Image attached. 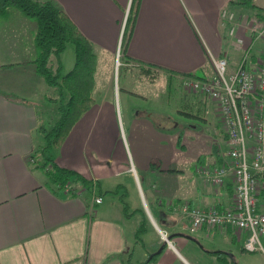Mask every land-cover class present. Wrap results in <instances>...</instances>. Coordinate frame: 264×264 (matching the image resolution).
<instances>
[{
    "label": "crops",
    "instance_id": "0c3cea01",
    "mask_svg": "<svg viewBox=\"0 0 264 264\" xmlns=\"http://www.w3.org/2000/svg\"><path fill=\"white\" fill-rule=\"evenodd\" d=\"M51 1L94 44L95 85L100 55L107 56L106 62L114 70L122 41V52L129 59L175 73L210 78L214 70L209 55L219 56L225 50L231 57L229 70L236 65L238 53L230 47L227 31L220 25L222 8L235 7L233 0ZM253 2L256 10L249 9V4L245 10L264 16V0ZM129 11L134 14L133 24L122 40L123 20ZM35 30V22L16 9L0 16V264H122L120 257L129 254L138 263L155 252L159 253L152 264H225L219 253L211 251L224 252L236 264L258 261L259 251L242 248L245 233L228 227H201L191 233L187 219L174 212V205L182 202L199 207L230 206L233 187L229 178L216 186L204 183L194 172L202 152L206 157L203 164L221 163V149L211 155V141L203 147L207 139L188 129L179 147L177 133L166 134L156 128L150 113H133L127 108L122 115L118 103L116 122L115 106H111L117 137L121 136L120 156L116 157L105 153L106 127L100 112L91 106L63 143L45 156L90 180L101 202L94 203L95 193L77 185L72 194L52 192L33 157L44 144L42 138L37 143L34 136L41 124L36 102H46L51 89L34 71ZM65 49L60 54L62 72L74 62L73 46L68 47L66 56ZM151 160H156L159 168L150 169ZM187 162L194 166L186 174L182 168ZM126 173L132 175L134 184L123 181L121 176ZM153 175L162 178L165 199H154L150 190ZM177 175H186L184 183H175ZM120 192L129 210H137L133 215H125ZM148 199L154 209L145 213L137 204H147ZM259 202L264 210L260 197ZM141 211L147 229L136 241ZM161 232L170 239H163Z\"/></svg>",
    "mask_w": 264,
    "mask_h": 264
},
{
    "label": "built area",
    "instance_id": "2783aa9c",
    "mask_svg": "<svg viewBox=\"0 0 264 264\" xmlns=\"http://www.w3.org/2000/svg\"><path fill=\"white\" fill-rule=\"evenodd\" d=\"M225 6L220 25L228 26L226 36L238 52L234 68L229 70L228 50L210 56L214 75L210 78L187 76L183 89L209 97L218 110L226 139L220 150L222 162L211 166L197 163L195 174L204 182L222 185L227 178L233 187L230 206H192L186 202L174 206L189 223L198 228H231L245 233L242 248L264 252V210L259 207V192L264 189V18L238 13ZM220 146V145H219ZM65 186V191L72 189ZM94 203H100L95 195ZM166 239V234L161 233Z\"/></svg>",
    "mask_w": 264,
    "mask_h": 264
},
{
    "label": "trees",
    "instance_id": "16d2710c",
    "mask_svg": "<svg viewBox=\"0 0 264 264\" xmlns=\"http://www.w3.org/2000/svg\"><path fill=\"white\" fill-rule=\"evenodd\" d=\"M231 4L239 7H244L249 4V9L256 5L253 0H233ZM12 8L35 22L34 45L36 57L33 61L34 71L47 85L56 87L58 90L56 119L49 129L43 124H40L38 127L45 140L42 149L44 152H48L51 148L59 147L63 143L74 124L94 104L95 99L92 93L95 87L94 73L96 70L97 56L94 44L80 31L67 13L51 0H0V16ZM133 18L134 14L129 11L124 26L127 32L132 28ZM68 43H71L73 46L74 62L68 71L62 72L60 54L64 51ZM123 44L122 41L120 52L123 51ZM122 55L126 62H134L131 65L137 67L151 81L158 77L160 72L166 73L170 80L172 78L178 80L181 86L183 79L187 76L202 78L192 73H175L154 66L153 64L138 63L126 57L123 52ZM184 96L190 99L193 98L194 100H191L195 103H202L203 96L205 95L199 92H185ZM179 113L187 117H193V114L189 112L180 111ZM152 121L156 128L162 129L159 121L153 117ZM170 124L168 132L177 133L178 146L182 147L180 143L182 134L185 129L190 128L192 125L189 123H180L175 119H171ZM223 135L225 140L227 135L225 132ZM219 148L220 146L217 142L212 143L210 154L216 155ZM36 151L33 153V156L37 155ZM40 158V162L39 159L36 160L37 165L42 168L47 176L48 187L52 192L58 194L64 191L65 185L69 183L73 186L69 190L70 194L75 190V185L85 189L88 193L92 192L90 190V180L79 172L58 165L50 156H41ZM205 158V156H200L195 163H204ZM149 167L150 169H156L159 168V165L157 161L151 160ZM259 197L264 201V189L259 192ZM123 198L124 194H122L120 199L125 215H133L136 211L129 210ZM146 229V217L142 214L134 232L136 241L141 240V235ZM211 252L219 253V258L224 259L225 264H236L234 258L225 255L224 252ZM158 253L150 254L147 259L140 261L139 264H152V261ZM120 261L122 264H131V255L129 254L126 258L120 257Z\"/></svg>",
    "mask_w": 264,
    "mask_h": 264
},
{
    "label": "rangeland",
    "instance_id": "374dc122",
    "mask_svg": "<svg viewBox=\"0 0 264 264\" xmlns=\"http://www.w3.org/2000/svg\"><path fill=\"white\" fill-rule=\"evenodd\" d=\"M254 1V0H253ZM228 8L235 10L234 12V19L238 21V13L248 14V15H254L258 16L260 18H264V16H259L254 13H249L246 11V7H239L235 5V7H230V5L227 6ZM253 10H256L254 7L251 8ZM126 17L123 20V27L125 26ZM228 26H224L225 29H227ZM122 40L124 38V35L126 37L127 35V29L124 28ZM230 47L237 51L231 46V39L229 38L228 41ZM122 45V42H121ZM71 47V43H68L66 46V50H68V47ZM121 46L119 48L118 54L116 55V60L113 63V69L110 67L107 61L106 55H100V66L98 71V75L96 77V85L93 90V97L95 99L94 107L96 110L100 112V119L101 121H104L103 124L106 127V134H105V153L110 152L113 156L119 157V146L120 141L119 139L121 136L117 137V132L115 130L113 120H114V114L111 110V106H115V120L117 122V116L119 113L118 110V103L121 106V113L122 115L125 114V110L128 108L129 110H132L133 113H150L153 118H155L157 121H159L160 126L166 132L168 133V128L170 124L171 119H175L180 123H189L192 126L190 128H187L188 130H192L194 134L197 136H204L207 141L203 143V147H207V142L211 141L212 143H218L220 145L219 150L224 147V130L221 124V121L219 119L218 110L216 108V105L214 102L211 101L209 97L203 96L202 103H195L192 100L193 98H188L187 96H184L185 92L192 93L189 91H186L183 89V86L179 84L178 80H175L172 78L171 80L167 77L168 75L164 72H160L159 76L156 77L153 81L149 79L146 75L142 74L140 70L132 66L131 64H134V62L127 61V64H124L126 61L122 57ZM70 54V51H66V54ZM238 53V52H237ZM231 58V57H230ZM237 62V60H236ZM213 67V66H212ZM50 92L47 94V100L46 102H36V107L38 109V116L40 117V123L43 124L46 128H50L53 124L54 120L57 117V101H58V93L56 92V87L50 86ZM190 103H189V102ZM91 107V108H92ZM101 108V110L99 109ZM127 109V110H128ZM180 111H185L193 114V117H187L182 113H179ZM94 113H92V119L94 118ZM186 130V129H185ZM184 130V131H185ZM122 133L121 127H119V135ZM35 140L38 142H41L40 138H42V142L45 143L44 137L41 132L35 133ZM204 141V139H203ZM42 143V144H43ZM44 145V144H43ZM43 145L37 148L36 152L37 155H34L33 157L35 160L39 159V162L41 160V156L44 157L46 151H43ZM203 150V148H202ZM48 152L46 153V155ZM200 156H205L204 152L200 154ZM156 161V160H155ZM194 166L193 162H187L182 168L183 172L186 174L190 172L192 169L191 167ZM151 172V171H150ZM132 174V173H131ZM132 175H128L127 173L122 175V179L124 182H128L130 184H134L135 181H133ZM184 176H181L178 178V175L175 176L177 182L175 183H184ZM168 178V176H166ZM171 179H173V176H171ZM140 181H142L143 185L146 183L143 182L144 177L140 175L139 178ZM162 178H158L157 176L153 175L150 179V186L151 192L154 194V199L158 198L160 200L165 199L164 194L162 193ZM70 184V183H69ZM90 190L91 193H95L93 189H95V186L90 182ZM66 186V185H65ZM128 186V184H127ZM177 186V184H176ZM179 187V186H177ZM170 188H173V183L170 185ZM124 191V189H123ZM106 193L105 191H103ZM109 193L107 192V195ZM123 192L118 193V197L121 198ZM93 195V194H91ZM98 195V194H94ZM149 201L147 204H144L141 201V206L137 204V208L143 209L145 213H148L150 210L152 211L154 209V203L151 201V199L147 200ZM179 204V203H178ZM259 207L262 209V203H258ZM147 205V206H146ZM177 205V204H176ZM175 206V205H174ZM174 208V207H173ZM137 211V210H135ZM140 211V210H139ZM179 214H181L178 211H174ZM140 216H142V211L139 212ZM152 213V212H151ZM153 215V214H152ZM190 231V230H189ZM191 232V231H190ZM195 232V231H194ZM164 233V232H161ZM192 233V232H191ZM165 234V233H164ZM191 235V234H189ZM167 236V235H166ZM162 237V235H161ZM206 244L207 242H203ZM140 247L138 246V249ZM260 258H258V261L254 262V264H264V252L259 251ZM237 263V262H236ZM131 264H139L135 262V258L131 259ZM240 264H253V262H242Z\"/></svg>",
    "mask_w": 264,
    "mask_h": 264
},
{
    "label": "water",
    "instance_id": "95a60500",
    "mask_svg": "<svg viewBox=\"0 0 264 264\" xmlns=\"http://www.w3.org/2000/svg\"><path fill=\"white\" fill-rule=\"evenodd\" d=\"M170 237H171L170 235L166 236V240H169V239H170Z\"/></svg>",
    "mask_w": 264,
    "mask_h": 264
}]
</instances>
